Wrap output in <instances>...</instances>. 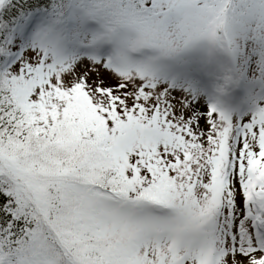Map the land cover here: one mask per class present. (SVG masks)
I'll list each match as a JSON object with an SVG mask.
<instances>
[{"label":"snow or ice","instance_id":"obj_1","mask_svg":"<svg viewBox=\"0 0 264 264\" xmlns=\"http://www.w3.org/2000/svg\"><path fill=\"white\" fill-rule=\"evenodd\" d=\"M0 264H264V0H0Z\"/></svg>","mask_w":264,"mask_h":264}]
</instances>
